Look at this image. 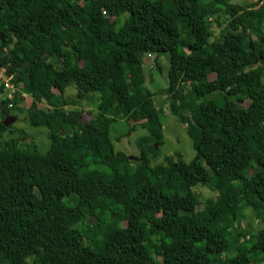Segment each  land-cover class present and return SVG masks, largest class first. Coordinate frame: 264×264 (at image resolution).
Masks as SVG:
<instances>
[{
	"label": "trees",
	"instance_id": "trees-1",
	"mask_svg": "<svg viewBox=\"0 0 264 264\" xmlns=\"http://www.w3.org/2000/svg\"><path fill=\"white\" fill-rule=\"evenodd\" d=\"M256 2L0 0V68L18 90L7 99L0 85V264L264 263V228L249 234L238 223L247 208L264 224V0ZM161 53L169 108L195 156L151 166L163 125L142 57ZM69 86L78 99L100 95L86 123L64 111ZM21 112L47 130L45 154L24 149L22 135L5 139V117ZM116 119L147 131L133 160L109 139ZM197 186L216 195L201 204ZM232 241L243 247L230 253Z\"/></svg>",
	"mask_w": 264,
	"mask_h": 264
},
{
	"label": "rangeland",
	"instance_id": "rangeland-1",
	"mask_svg": "<svg viewBox=\"0 0 264 264\" xmlns=\"http://www.w3.org/2000/svg\"><path fill=\"white\" fill-rule=\"evenodd\" d=\"M210 0H207L209 2ZM257 0H230V2L238 5H251ZM128 15L124 14L119 18V23L122 24ZM215 17H219L222 21L226 18L223 14L218 13ZM213 35L219 34L218 28L214 25L211 28ZM6 49V48H5ZM168 55L167 53H161L159 55H144L142 57V69L146 79V87L153 94L152 104L154 110L158 113L162 125H163V143L161 146H154L156 151L154 154L150 153L148 158L151 166L161 164L165 157L171 156L173 153H181L185 162H190L195 153L192 149V144L188 136V129L185 124L178 122L175 115L170 111V99L166 93L167 88V72H168ZM77 91L73 86H69L65 90V102L63 106L66 113L81 112V121L86 123L92 115L96 113V105L98 104L100 95L97 93H91L88 95V99H78L76 97ZM3 96H0V101ZM25 101L20 104V107L25 110L30 105L31 97L25 96ZM25 105V107L23 106ZM246 105V104H245ZM40 108L46 109L48 106L45 102L39 104ZM12 116V115H11ZM10 125H13V134L6 135L5 139L9 137H16L22 135L23 142L27 146L32 145L31 150H36L40 154H45L49 147V140L47 130L44 128H32L26 123V114L21 112L18 116H12ZM8 126V127H9ZM147 131L141 126V123H133L127 119H116L109 128V139L115 149V151H121L125 153L131 160L139 156V148L137 147V140L142 136H146ZM138 175L145 179V176L141 172V169H137ZM194 193L198 196L201 204L211 197L216 195L215 192L202 186L193 188ZM168 211H151L150 214L155 217H162L167 214ZM238 218L239 227L241 230L248 231L249 234H255L260 229L264 228V224L256 219L253 211L250 209H242ZM232 246L228 249L232 253L236 249L243 247V243L240 241H232ZM227 255H229L227 253ZM264 264V263H261Z\"/></svg>",
	"mask_w": 264,
	"mask_h": 264
},
{
	"label": "built area",
	"instance_id": "built-area-1",
	"mask_svg": "<svg viewBox=\"0 0 264 264\" xmlns=\"http://www.w3.org/2000/svg\"><path fill=\"white\" fill-rule=\"evenodd\" d=\"M0 85L3 86L4 97L7 99H11L18 91L13 83V76H6L3 68H0ZM9 107H11V104H9Z\"/></svg>",
	"mask_w": 264,
	"mask_h": 264
},
{
	"label": "water",
	"instance_id": "water-1",
	"mask_svg": "<svg viewBox=\"0 0 264 264\" xmlns=\"http://www.w3.org/2000/svg\"><path fill=\"white\" fill-rule=\"evenodd\" d=\"M12 118H13L12 116H7V117H5V119H4V121H3V125H4L5 127H8V126L10 125L11 120H13ZM155 149H156V146H155Z\"/></svg>",
	"mask_w": 264,
	"mask_h": 264
}]
</instances>
